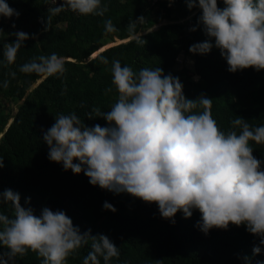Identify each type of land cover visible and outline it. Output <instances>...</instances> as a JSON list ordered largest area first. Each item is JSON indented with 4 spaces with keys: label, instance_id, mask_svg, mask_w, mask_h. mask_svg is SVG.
<instances>
[{
    "label": "trees",
    "instance_id": "trees-1",
    "mask_svg": "<svg viewBox=\"0 0 264 264\" xmlns=\"http://www.w3.org/2000/svg\"><path fill=\"white\" fill-rule=\"evenodd\" d=\"M6 2L19 16H0V98L16 104L12 115L0 114V156L4 165L0 168V192L9 188L18 192L21 205L31 207L36 215L43 207L63 210L81 233L91 229L92 235L108 236L119 249V256L109 264L264 262V245L262 252L254 255L252 248L259 244V237L247 232L245 226L230 224L226 230L212 228L205 234L197 226L198 210H193L188 218L178 211L173 224L161 218L156 203L93 186L83 171L74 174L70 169L64 170L62 163L49 161L48 146L43 141V131L60 114L74 113L89 127L105 126L101 117L92 113L93 119H89L88 114L97 107L106 112L116 102L110 71L113 60L137 73L141 68L160 67L165 75L179 78L186 98L195 99L201 94L212 98V118L226 134L233 130L231 121L240 117L253 128L264 125V69L249 67L231 73L216 47L206 54L189 52L190 45L209 37L198 24L200 8L189 9L185 0H172L169 5V0H161L154 7L148 0H102L108 8L103 16L79 15L65 8L47 20L48 9L53 7L47 0ZM218 5L223 7L222 0H218ZM109 20L112 30L106 24ZM156 20L165 22L145 32ZM132 22L136 23L134 33L128 31ZM193 26L195 31L190 30ZM19 30L28 33L29 39L17 51L15 61L8 63L5 50L15 40L12 34ZM138 32L146 41L144 45L134 38ZM113 38L119 43L113 44ZM52 53L64 61L63 75L20 71V66L33 58ZM179 53L189 57L190 68L176 61ZM100 57L108 63H102ZM192 74L196 80L190 78ZM5 81L7 87L3 86ZM108 88L112 91L106 92ZM8 119L11 120L7 123ZM235 130L239 133L240 129ZM250 146L253 155L264 161V144L250 142ZM261 167L264 169V164ZM26 198H30L27 204ZM105 201L116 211L104 209ZM0 213L14 216L10 203L0 204ZM90 245L91 240L73 252L66 264H84ZM7 251L0 247V253ZM41 261L37 253L28 251L9 264ZM100 264H104L102 257Z\"/></svg>",
    "mask_w": 264,
    "mask_h": 264
},
{
    "label": "clouds",
    "instance_id": "clouds-1",
    "mask_svg": "<svg viewBox=\"0 0 264 264\" xmlns=\"http://www.w3.org/2000/svg\"><path fill=\"white\" fill-rule=\"evenodd\" d=\"M185 2L189 9L200 8L198 24L209 37L190 45L189 52L206 54L216 47L231 73L249 67L264 69V0H222L223 7L218 0ZM50 4L54 6L48 9L46 20L65 8L79 15L103 16L108 11L102 0H50ZM13 15L19 12L0 0V16ZM106 24L112 30L111 21ZM135 29V22L128 25L129 32ZM12 35L15 40L5 50L8 63L15 61L17 51L29 39L23 31ZM134 38L139 44L146 42L139 33ZM20 71L60 76L66 69L64 61L52 53L33 58ZM110 71L116 102L106 112L97 107L88 114L89 119L92 113L101 117L105 126H86L74 113L58 115L51 127L42 130L49 161L62 163L64 170L74 174L83 171L93 186L156 203L161 218L173 224L178 211L188 218L198 210L197 226L205 234L212 228L243 225L259 237L252 252L260 254L264 245V161L253 155L250 142L264 144V125L253 128L240 117L231 121L233 130L226 134L212 118V98L204 94L186 98L179 78L165 75L162 68L145 67L137 73L113 60ZM4 203L11 204L14 216L0 213V247L8 250L0 253V264H9L28 251L42 257L41 264H66L89 240L91 250L84 264H100L101 257L109 264L119 256L108 236L92 235L91 229L81 233L63 210L43 207L36 215L31 207L21 205L20 194L10 188L0 192V204ZM102 207L116 211L107 201Z\"/></svg>",
    "mask_w": 264,
    "mask_h": 264
},
{
    "label": "rangeland",
    "instance_id": "rangeland-1",
    "mask_svg": "<svg viewBox=\"0 0 264 264\" xmlns=\"http://www.w3.org/2000/svg\"><path fill=\"white\" fill-rule=\"evenodd\" d=\"M152 18H154V17H152ZM175 18L173 17V19L172 20H174ZM176 20V19H175ZM178 20V19H177ZM181 21V20H180ZM163 22H165L164 20H160V21H158L157 22V20L153 23L154 25L153 26H157V25H159V24H161V23H163ZM153 26H151V27H153ZM20 31V30H19ZM126 39V38H125ZM108 42H109V40H108ZM112 42H114L113 44H117L118 43V39H116V38H113L112 39ZM119 42H121L120 40H119ZM112 44V45H113ZM184 64H185V66L187 67V68H190V64H191V60L189 59V57L187 58V60L184 62ZM189 72H191V71H189ZM190 78L192 79V80H196L197 79V76L196 75H194V74H192L191 76H190ZM15 103H13V102H10V101H5L3 98H0V114H2V116H4V115H6V114H13L14 113V111H15ZM9 121V119L7 120V122Z\"/></svg>",
    "mask_w": 264,
    "mask_h": 264
},
{
    "label": "built area",
    "instance_id": "built-area-1",
    "mask_svg": "<svg viewBox=\"0 0 264 264\" xmlns=\"http://www.w3.org/2000/svg\"><path fill=\"white\" fill-rule=\"evenodd\" d=\"M157 1H161V0H148V2H149V5H151V6H155V4H156V2ZM60 2V0H57V3H59ZM47 4L48 5H50V6H54V5H52V4H50V0H47ZM170 3L168 2L167 3V5H169ZM67 9V8H66ZM146 31V30H145ZM144 32V31H143ZM139 33V32H138ZM137 33V34H138ZM187 60V57L186 56H183L181 53H179L178 54V56H176V61H178L180 64L181 63H184V61H186Z\"/></svg>",
    "mask_w": 264,
    "mask_h": 264
},
{
    "label": "water",
    "instance_id": "water-1",
    "mask_svg": "<svg viewBox=\"0 0 264 264\" xmlns=\"http://www.w3.org/2000/svg\"><path fill=\"white\" fill-rule=\"evenodd\" d=\"M154 28H155V26L149 28L147 31H149V30H151V29H154ZM126 40H128V39H126ZM126 40H124V41H126ZM121 42H123V41H121ZM118 43H119V42H118ZM96 53H97V52H96ZM94 55H95V54H94ZM94 55H93V56H94ZM90 57H92V56L89 55L88 58H90ZM38 81H39V80H38ZM38 81H36V83H37ZM10 120H11V119H10ZM10 120H9V121H10ZM9 121H8V122H9ZM8 122H7V123H8Z\"/></svg>",
    "mask_w": 264,
    "mask_h": 264
},
{
    "label": "bare ground",
    "instance_id": "bare-ground-1",
    "mask_svg": "<svg viewBox=\"0 0 264 264\" xmlns=\"http://www.w3.org/2000/svg\"><path fill=\"white\" fill-rule=\"evenodd\" d=\"M125 40V39H124ZM107 47V46H106ZM96 52H99L98 50ZM96 52L92 53L90 56H93L94 54H96Z\"/></svg>",
    "mask_w": 264,
    "mask_h": 264
}]
</instances>
